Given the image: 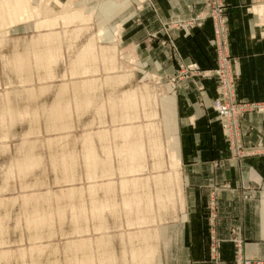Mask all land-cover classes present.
<instances>
[{
    "label": "rangeland",
    "instance_id": "1",
    "mask_svg": "<svg viewBox=\"0 0 264 264\" xmlns=\"http://www.w3.org/2000/svg\"><path fill=\"white\" fill-rule=\"evenodd\" d=\"M41 1L0 35V264H180L189 205L184 165L165 132L166 81L146 62L138 69L121 44L122 22L113 41L99 38L106 29L94 11L71 0L66 10L84 14L74 22L59 14L50 27L54 12L35 19ZM207 19L214 27L211 17L201 24ZM179 71L167 82L181 81ZM211 71L194 77L220 81Z\"/></svg>",
    "mask_w": 264,
    "mask_h": 264
},
{
    "label": "crops",
    "instance_id": "2",
    "mask_svg": "<svg viewBox=\"0 0 264 264\" xmlns=\"http://www.w3.org/2000/svg\"><path fill=\"white\" fill-rule=\"evenodd\" d=\"M44 0L41 1V3ZM70 3L71 0H60ZM227 4L228 44L227 53L231 68L240 74L235 78V98L241 102L264 101V0H225ZM94 11L97 27H105L104 40L115 39V25L122 22L121 44L137 54V65L147 63V68L162 76V115L165 132L173 137L175 148L184 165L188 219L182 225L178 238L180 264H233L238 255L264 259V112L252 109L238 120L239 139L250 154L236 157L222 120L212 107L217 96L219 81L215 78L194 77L177 80L171 78L182 62L196 61L203 69L218 67L219 57L214 40L211 19L194 27L189 36L180 29L169 35L160 29L163 23L186 19L200 12L203 0H76ZM191 5L193 10L188 8ZM55 9L57 5H54ZM60 7V6H59ZM73 11H56L49 17L60 19L59 14ZM59 12V13H58ZM74 22L70 16L66 19ZM40 21V20H39ZM46 21L41 19L40 22ZM157 35H154L156 33ZM101 33V32H100ZM52 42V37H46ZM78 62L83 63V52ZM204 84L205 89H200ZM171 150L174 151L173 147ZM175 152V151H174ZM134 153V152H133ZM138 152L132 155L137 157ZM93 151L88 157L91 159ZM176 162H179L176 160ZM90 167L97 163L90 162ZM133 172V169H130ZM182 180V179H181ZM173 177H168L169 183ZM183 182V181H182ZM253 187L252 198H245L243 184ZM226 184L230 186L227 187ZM112 184L109 185V187ZM216 191L218 218L214 228L224 240L219 259L211 258V222L208 221V199ZM144 223L142 217L137 218ZM240 239L241 246L233 240ZM169 244L171 240L169 237Z\"/></svg>",
    "mask_w": 264,
    "mask_h": 264
},
{
    "label": "built area",
    "instance_id": "3",
    "mask_svg": "<svg viewBox=\"0 0 264 264\" xmlns=\"http://www.w3.org/2000/svg\"><path fill=\"white\" fill-rule=\"evenodd\" d=\"M224 0H204V8L188 17L186 19H180L164 23V31L169 35V31L173 28H180L184 31L185 35L191 33L192 28L201 24V22L211 17L214 22V33H215V43L217 45V51L219 54V65L216 69L203 70L201 66L196 61L182 62L180 64V79L189 78L198 75L207 76L211 75L212 71L220 76V81L217 86V96L213 99V108L218 112L219 116L222 118L223 128L226 135L230 141V145L233 153L236 157H242L244 155L250 154L251 151L244 149L240 137V131L238 127V120L242 117L247 111L255 109L261 112H264V101L262 102H241L235 98L236 82H235V73L231 71V59L227 53V44H228V22L227 14ZM190 10L193 8L191 5H188ZM173 80H176L175 77ZM204 89V86L200 87ZM229 187V184H226ZM243 189L245 190L244 197L252 198L253 196V187L250 183L243 184ZM216 192L212 191L209 208H210V217H211V258L219 259L220 257V248L223 242V238L218 236L214 225L218 218V199ZM233 240L237 245L241 246V240ZM233 264H264V259H252L242 255H238Z\"/></svg>",
    "mask_w": 264,
    "mask_h": 264
},
{
    "label": "bare ground",
    "instance_id": "4",
    "mask_svg": "<svg viewBox=\"0 0 264 264\" xmlns=\"http://www.w3.org/2000/svg\"><path fill=\"white\" fill-rule=\"evenodd\" d=\"M30 2H31V0H0V35H2V34L5 35L9 32V29L11 27H14L15 25L22 23L24 21L26 22V20L28 21V19L30 20V18H29ZM54 5L60 6L61 9H63V10H66V8L71 6V4L69 2L63 3L60 0H44L39 5V7H38L39 9L37 7L33 8L34 10L38 9V12H37V10H35V13H37V14L34 13L36 15V17L33 15V18L35 17V19H37V18L42 19L41 16L51 14L52 12L56 13V9H55ZM31 13L33 14L32 11H31ZM80 13H81V11H73L68 16H70L71 20H78ZM52 18L53 17H50L47 21V23L49 24L50 27L54 23V21L51 20ZM41 23H43V21ZM100 34H102V33H100ZM99 38H101V36ZM91 51H92L91 48L88 47L83 52L82 58H86L87 55L91 53Z\"/></svg>",
    "mask_w": 264,
    "mask_h": 264
}]
</instances>
